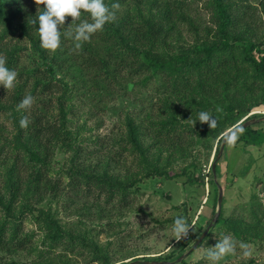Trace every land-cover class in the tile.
<instances>
[{
    "label": "trees",
    "instance_id": "trees-1",
    "mask_svg": "<svg viewBox=\"0 0 264 264\" xmlns=\"http://www.w3.org/2000/svg\"><path fill=\"white\" fill-rule=\"evenodd\" d=\"M113 1L124 5V12L115 13L102 31L92 34L80 48L62 35L61 46L50 51L41 47L38 25L32 23L42 7L35 0H0V56L18 73L12 89L0 86V264H76L75 256L56 250L60 246L73 254L84 247L96 254L104 251L106 257V250L87 231L65 227L53 213L38 206L47 196L59 197L69 188L94 194L96 200L105 198L106 203H114L119 194L118 203L130 205L133 187L139 188L145 178L166 174L158 153L164 151L163 140L181 131L183 123L177 124L180 110L195 120L201 111L214 116L212 128L196 122L200 135L217 137L255 106L264 105V31L257 34L253 28L259 11L264 18V0ZM196 3L210 12V26L201 27L189 18ZM71 19L66 18L62 33L88 19V14L82 11L80 19ZM181 23L194 33L192 43L182 40ZM122 92L140 103L139 108L123 109L125 125L119 126L118 134H103L94 140L98 147L87 150L82 145L83 128L73 127V114L78 111L73 99L96 100ZM26 95L34 97L31 108H18ZM23 116L30 120L25 128L19 124ZM238 133L253 145L264 142V131L252 126ZM220 143L221 139L215 157ZM59 152L71 153L66 172L70 183L52 174ZM95 155L104 160L92 163ZM130 160L135 167H128ZM113 162L126 168L125 177L114 172ZM212 181L215 214L219 190ZM24 218L40 225L38 239L34 230L20 233ZM227 220L222 205L217 223L198 247ZM259 222L247 225L245 232L255 228L257 237H263L264 226ZM204 230L183 241L181 251L190 248ZM238 232L234 228L241 238ZM28 249L35 250L39 260L26 263L1 255L3 250L12 255ZM180 254L142 259L174 260ZM93 257L98 260L99 256ZM103 264L111 262L108 259ZM176 264L190 263L184 258Z\"/></svg>",
    "mask_w": 264,
    "mask_h": 264
},
{
    "label": "rangeland",
    "instance_id": "rangeland-1",
    "mask_svg": "<svg viewBox=\"0 0 264 264\" xmlns=\"http://www.w3.org/2000/svg\"><path fill=\"white\" fill-rule=\"evenodd\" d=\"M114 3L116 2L113 0H106V5L117 16L123 14L125 6L119 4L118 9H113ZM142 9L145 10L144 7ZM136 12L141 13L139 10ZM142 14L143 17L147 16V12ZM188 14L196 25L210 26V12L203 4L192 5ZM257 15L256 22L253 21V28L257 34H261L264 31V18L260 17L261 11ZM180 25V32L184 36L182 40L192 43L194 33L185 23ZM109 96L103 95L96 100H90L89 97L73 99L74 103H77L74 108L78 110L73 114L75 117L73 127L78 124L83 128L82 145L87 150L98 147L96 145L99 143L94 140L101 139L103 134H118L119 126L125 125L121 117L123 109L139 108L140 103L135 104L134 99L125 96L123 92ZM144 112L146 113V109ZM254 112L264 115V105L255 106L249 115L239 118L235 124L214 137L200 135L197 129L199 123L195 122L193 125L195 118L191 113L182 114L180 110L177 124L183 123V126L180 125L181 131L163 140L164 151L158 153L162 170L166 174L145 178L139 182V188L133 187L130 205L118 203L119 194L114 203L113 201L106 203L105 198L96 200L94 194L86 195L83 190L70 191V188L59 197L47 196L38 208L53 213L65 227L87 231L88 235L106 250L107 256H103L104 251H97L96 254L94 249L87 247L77 248L79 251L75 254H73L75 251L66 252L64 246L56 250L70 257L75 256L76 264H103L108 259L111 264H119L134 258H154L160 255L177 257L178 254L186 252L189 248L182 252V242L188 241L193 232L198 233L203 227L206 228L214 216L216 191L211 170L219 140L222 142L225 132L245 118L253 117ZM190 125L195 127V130L189 128ZM252 127L264 131V121L253 124ZM241 136L239 133L230 136L217 168L218 179L224 192V215L229 220L215 227L209 240L185 257L190 264H210L206 258L207 251L225 235L236 242V250L226 255L218 264H264V227L261 232L263 237H257L255 228L245 232L246 226L255 221H260L261 226H264V142L253 145ZM86 155L88 156L87 153ZM100 155H104V152L102 151ZM70 157V152H59L57 160L52 165L53 176H64L66 183L72 180L66 174L70 166ZM91 159L92 163L104 160L98 155ZM127 165L132 168L136 166L131 160ZM112 166H115L114 172L125 177L124 166L114 162ZM177 215L184 216L189 222H195V229L189 231V238L179 241L174 238L173 232V221ZM22 224L20 228L22 235L34 230L36 239L41 236L42 233L39 231L41 227L35 221L24 218ZM233 227L238 229L243 239L236 236ZM249 238H252V241ZM241 242L247 245V249L240 248ZM18 251L8 255L6 250H3L1 255L11 259L13 258L11 256H15L14 258L20 262L26 263L39 260L35 250ZM245 251L248 255H244ZM95 255L99 256L96 257L98 260L93 257Z\"/></svg>",
    "mask_w": 264,
    "mask_h": 264
},
{
    "label": "clouds",
    "instance_id": "clouds-1",
    "mask_svg": "<svg viewBox=\"0 0 264 264\" xmlns=\"http://www.w3.org/2000/svg\"><path fill=\"white\" fill-rule=\"evenodd\" d=\"M37 6L42 7V11L36 14L32 23L38 25L40 44L42 48L55 51L61 46V37H70L76 48L88 41L92 34L102 31L105 24L111 22L115 18V12L105 4L104 0H35ZM113 9H118L119 4L114 3ZM88 14V19L81 20L74 29L68 32H61L65 25L67 17H71V21L78 20L81 12ZM18 73L14 69L6 66V60L0 56V86L5 89H12L17 80ZM34 101L32 95H26L20 101L18 108L29 109ZM198 121L207 123L210 128L216 124V118L206 111L198 114ZM193 121L194 123L197 121ZM30 123L28 116H23L20 121V127L25 128ZM195 229V222H189L184 216L177 215L173 221L174 238L179 241L189 235L190 230ZM241 249H247V245L240 243ZM236 250V242L230 236H223L218 240L213 248L206 253V258L210 264H218L226 255L234 253ZM244 255H248L245 251Z\"/></svg>",
    "mask_w": 264,
    "mask_h": 264
},
{
    "label": "water",
    "instance_id": "water-1",
    "mask_svg": "<svg viewBox=\"0 0 264 264\" xmlns=\"http://www.w3.org/2000/svg\"><path fill=\"white\" fill-rule=\"evenodd\" d=\"M264 121V115L261 116H257V117H249V118H245L242 122H240L237 126L229 129L227 132H225L221 145H220V149L219 152L216 156V158H214V161L212 163V171L214 174V179L215 182L218 186V199H217V208H216V212L212 218V220L209 222V224L207 225V227L205 228V230L202 232V234L199 236V238L194 242V244L183 254H181L178 258L174 259V260H147V259H141V258H134V259H130L126 262H121L119 264H176L180 261H182L187 255H189L191 252H193V250H195L199 244L203 241V239L209 234L210 230L212 227H214V225L217 223L220 213L222 211V205H223V199H224V192H223V187L218 179V175H217V171H216V167H217V162L220 160L225 147H226V143L229 139L230 136L238 133L240 130L252 126L253 124L259 123Z\"/></svg>",
    "mask_w": 264,
    "mask_h": 264
},
{
    "label": "built area",
    "instance_id": "built-area-1",
    "mask_svg": "<svg viewBox=\"0 0 264 264\" xmlns=\"http://www.w3.org/2000/svg\"><path fill=\"white\" fill-rule=\"evenodd\" d=\"M187 237L189 238V235H188ZM188 238H187V239H188Z\"/></svg>",
    "mask_w": 264,
    "mask_h": 264
}]
</instances>
